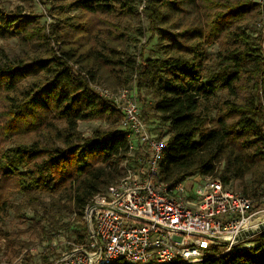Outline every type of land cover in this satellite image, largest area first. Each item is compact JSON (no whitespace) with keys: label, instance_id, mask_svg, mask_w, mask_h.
Segmentation results:
<instances>
[{"label":"trees","instance_id":"trees-1","mask_svg":"<svg viewBox=\"0 0 264 264\" xmlns=\"http://www.w3.org/2000/svg\"><path fill=\"white\" fill-rule=\"evenodd\" d=\"M49 5L47 25L38 22L39 15L0 7V38H15L20 48L10 57L0 47V220L8 210L20 218L31 210L37 222H45L41 233L51 240L67 227L65 216L74 215L82 224L71 231L72 244L85 242V206L106 193L123 175V162L133 158L122 113L94 90L92 83L99 82L133 83L152 97L149 107L168 132L159 181L172 189L192 175L218 177L226 186L235 180V191L259 202L264 27L257 25L264 4L50 0ZM66 9L73 13L62 15ZM146 32L139 53L125 47ZM153 39L160 55L144 57ZM88 120L107 125L84 135L78 122ZM155 135L162 137V131ZM246 242L252 243L225 252L213 245L210 256L184 264H264V230Z\"/></svg>","mask_w":264,"mask_h":264},{"label":"built area","instance_id":"built-area-1","mask_svg":"<svg viewBox=\"0 0 264 264\" xmlns=\"http://www.w3.org/2000/svg\"><path fill=\"white\" fill-rule=\"evenodd\" d=\"M92 86L121 111L133 161L126 159L123 175L85 206L87 239L72 244L59 263L184 264L210 256L213 245L225 252L244 243L233 239L261 221L253 223L261 212L254 200L210 175H192L170 189L157 179L166 139L151 133L135 93Z\"/></svg>","mask_w":264,"mask_h":264},{"label":"rangeland","instance_id":"rangeland-1","mask_svg":"<svg viewBox=\"0 0 264 264\" xmlns=\"http://www.w3.org/2000/svg\"><path fill=\"white\" fill-rule=\"evenodd\" d=\"M142 1L143 0H140V6H142ZM256 1L264 4V0ZM49 2L50 0H0V7L11 11H21L25 14L39 15L38 22L47 25L52 21V16L49 12ZM64 13H73V11L66 9L62 15ZM259 22L261 26L264 27V16H262ZM140 23L143 26L146 25V21L142 15H140ZM262 32H264V28H262ZM148 36L149 33L146 32L143 36L138 38V42H127L125 43V47L134 53H139L140 44L145 42ZM0 47L3 48L10 57L20 52L15 38H0ZM213 49L214 47L210 48L211 51H213ZM142 53L144 57L159 56L160 51L156 39L150 40L144 46ZM98 84H101L111 91H116L123 87L115 82H112L110 86L102 82ZM132 84L133 83L124 87L135 93L136 99L139 100L138 102L143 108V117L145 118L149 130L153 134L161 130L162 137L166 139L168 134L166 126L160 121L154 109L149 107V103L152 102V97L149 95L144 96L142 90L139 92L136 91ZM105 125H107L106 122L99 120L79 121L78 129L82 131L84 135H90L96 127ZM133 153L137 157L139 155V150L135 149ZM131 161H133V158H131ZM238 185L239 183L237 181L230 180L228 188L239 190ZM14 199L18 200V197L15 196ZM256 205L257 209L261 210L260 214H255V217L257 216L256 221H258L264 217V196L261 197ZM23 215L24 216L20 218L14 215L13 210H8L4 219L0 220V264H60L58 261L59 257L72 246L73 237L71 231L75 228H79L78 226L82 224V221L73 220L74 215H66L64 221L67 220V227L56 233L50 240L41 233L40 225L44 224V221L37 222L36 218L38 216L28 209ZM244 243L245 245H249L252 242L245 241ZM225 249V246L220 247V250L224 251Z\"/></svg>","mask_w":264,"mask_h":264},{"label":"water","instance_id":"water-1","mask_svg":"<svg viewBox=\"0 0 264 264\" xmlns=\"http://www.w3.org/2000/svg\"><path fill=\"white\" fill-rule=\"evenodd\" d=\"M261 230H264V220L259 221L258 224L254 228L240 230L239 233L234 237L233 243H239L242 241H246L248 238L257 234ZM223 242L227 243L226 240H223Z\"/></svg>","mask_w":264,"mask_h":264},{"label":"bare ground","instance_id":"bare-ground-1","mask_svg":"<svg viewBox=\"0 0 264 264\" xmlns=\"http://www.w3.org/2000/svg\"><path fill=\"white\" fill-rule=\"evenodd\" d=\"M259 220H264V217H262V219H259ZM254 222H256V220H255V221H253V223H254Z\"/></svg>","mask_w":264,"mask_h":264}]
</instances>
